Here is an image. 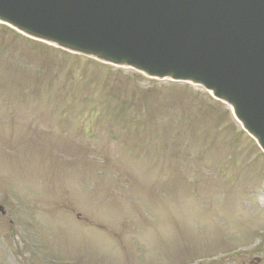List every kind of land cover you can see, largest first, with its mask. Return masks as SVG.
<instances>
[{"label":"rangeland","instance_id":"1","mask_svg":"<svg viewBox=\"0 0 264 264\" xmlns=\"http://www.w3.org/2000/svg\"><path fill=\"white\" fill-rule=\"evenodd\" d=\"M168 83L0 23V264H181L235 248L187 264H264L256 141L202 88ZM117 115L124 125L95 124ZM148 115L152 124L129 123ZM208 127L220 136L196 151ZM151 136L154 156L137 160Z\"/></svg>","mask_w":264,"mask_h":264},{"label":"water","instance_id":"2","mask_svg":"<svg viewBox=\"0 0 264 264\" xmlns=\"http://www.w3.org/2000/svg\"><path fill=\"white\" fill-rule=\"evenodd\" d=\"M52 8L87 36L73 47L212 88L264 148V0H0V16L56 40Z\"/></svg>","mask_w":264,"mask_h":264},{"label":"bare ground","instance_id":"3","mask_svg":"<svg viewBox=\"0 0 264 264\" xmlns=\"http://www.w3.org/2000/svg\"><path fill=\"white\" fill-rule=\"evenodd\" d=\"M60 21L64 22L65 20L63 18H61Z\"/></svg>","mask_w":264,"mask_h":264}]
</instances>
